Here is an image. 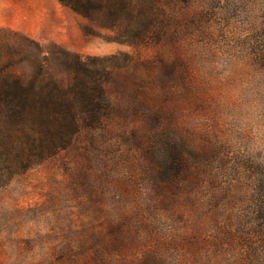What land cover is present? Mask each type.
<instances>
[{"label":"rangeland","instance_id":"obj_1","mask_svg":"<svg viewBox=\"0 0 264 264\" xmlns=\"http://www.w3.org/2000/svg\"><path fill=\"white\" fill-rule=\"evenodd\" d=\"M186 1L136 47L58 0H0V29L133 58L102 128L0 188V264H264V0Z\"/></svg>","mask_w":264,"mask_h":264},{"label":"trees","instance_id":"obj_2","mask_svg":"<svg viewBox=\"0 0 264 264\" xmlns=\"http://www.w3.org/2000/svg\"><path fill=\"white\" fill-rule=\"evenodd\" d=\"M58 1L112 32L111 41L136 47L164 40L177 14L176 0ZM252 49V61L264 70V25ZM132 61L129 53L82 55L0 29V188L67 149L81 132L102 128L112 116L113 74ZM259 194L263 218L264 167ZM252 235L259 246L263 226Z\"/></svg>","mask_w":264,"mask_h":264}]
</instances>
